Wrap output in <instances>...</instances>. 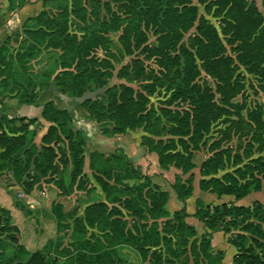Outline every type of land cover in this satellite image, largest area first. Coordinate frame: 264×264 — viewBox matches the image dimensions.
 Wrapping results in <instances>:
<instances>
[{"label": "trees", "instance_id": "1", "mask_svg": "<svg viewBox=\"0 0 264 264\" xmlns=\"http://www.w3.org/2000/svg\"><path fill=\"white\" fill-rule=\"evenodd\" d=\"M6 1L13 9L27 0ZM49 1L41 0L40 13L22 24L25 51L11 45L17 30L0 44V96H15L23 84L19 62L29 60L38 48L59 49L62 70L54 86L82 99L85 116L103 135L143 128L141 145L157 154L160 168L174 167L190 176L175 175L172 189L182 206L170 212V192L149 174L142 171L138 177L145 182L129 186L113 169L105 170V178L99 175L98 180L106 200L89 203L76 220L83 230H75L74 250L61 249L60 240L28 249L11 209L0 206V264H223L225 251L213 246L216 232H223L235 247L234 264H264V204L237 203L252 192L264 193V103L250 108L235 101L247 88L244 72L254 78L250 87L264 96V14L256 1L94 0L91 12L84 0H62L56 10L46 8ZM102 8L106 13L101 18ZM76 24L79 29L72 30ZM111 32H120L126 54L139 51L155 65L135 57L115 69L110 60L114 55H98L101 48L109 50ZM114 76L126 82L110 84ZM24 85L17 95L20 104L42 106L50 125L40 147L33 125L37 118L10 116L8 106H0V174H12L27 185V193L42 179L55 180L66 194L85 190L92 184L85 171V132L75 128L70 109L52 98L40 101V81L30 77ZM95 89H104L103 101L86 97ZM161 89L169 97L158 106L151 97ZM201 149L209 155L201 164L199 188L218 197L233 195L235 201L212 204L197 198L190 213L194 158ZM118 151L113 161L132 166L124 149ZM99 152L104 153L92 151L90 168ZM191 217L202 223L200 236ZM66 227L58 220V233Z\"/></svg>", "mask_w": 264, "mask_h": 264}, {"label": "rangeland", "instance_id": "2", "mask_svg": "<svg viewBox=\"0 0 264 264\" xmlns=\"http://www.w3.org/2000/svg\"><path fill=\"white\" fill-rule=\"evenodd\" d=\"M26 1V0H25ZM104 0H102L103 3ZM258 7L264 14V7L262 5V0H255ZM197 3V1L195 0ZM5 3V6H2L1 4ZM84 3H86L87 7L89 8V12H91V7L97 5V3L94 0H84ZM59 4H63L62 0H51L48 2L47 7L48 9L56 10V6ZM19 8L18 5H15V8L10 9L9 4L6 0H0V17H7V18H14L18 17L17 9ZM43 9L41 7L40 11ZM200 10L202 13H205L213 22L218 25V21L215 17H213L210 13L205 12L204 7L200 5ZM105 10L102 8L100 10V16L101 18L105 15ZM91 17V15H89ZM91 20H93L91 18ZM34 23H30L26 27H32ZM80 25L76 24L71 29H79ZM17 29V28H16ZM22 26L17 29L16 32H12L11 35V45L12 47H15L16 49H21L22 51H25V47L28 46V43L24 39V30ZM119 33L120 32H111L110 33V48L108 51L105 49H99L98 55L100 57H104L107 55H114L111 56V63L113 64V67L115 69L121 68L124 64L130 63L135 57H140L145 61L146 65L153 66L155 65L153 59H148L145 57L144 54H140L139 51H136L132 55L126 54L119 42ZM105 36H107L105 34ZM189 33L187 34L185 41L188 42ZM155 40V36L150 34V41L153 42ZM62 51L59 49H52L48 48L47 50L45 48L40 49L38 48L34 55L27 60L24 63L19 62V67L21 69V75L23 76L21 81L23 84L19 88H17L14 93L15 96H0V106H8V113L10 112V107L14 106V113L16 114L18 112L17 109L21 112V114L25 115L28 114L29 110H33V113L37 115V119H35V123L33 124L36 130V136H35V143L36 145L42 146V137L47 131L50 123L46 121L45 118L42 117V106L40 108H36L34 105V108H32L30 105H21L17 95L18 92L22 91V88L25 87L24 84L27 83V81L30 79V77H33L37 81H40V85L37 87L39 91H41V95L44 96L42 99L40 98V101L45 100L46 98L53 97L60 107L68 108L71 110L73 116L75 117L74 120V126L77 130H82V124L79 123L80 120L84 118L94 122L91 118H87L85 115H87L86 110H84L80 98H74L70 97V100L66 101L63 97L60 95V90L57 88L55 89V82H56V76L60 73L62 70L61 59ZM244 74L247 77V88L244 92V94L239 95L235 101L237 102H246L247 107H254L257 103H264V96L262 93H256L255 89L250 87L249 81L253 80V76L248 74L247 72H244ZM44 75V76H43ZM110 84L114 83H120V82H126V80L118 78L117 76H114L112 79L109 80ZM209 82L211 85H214V80L209 79ZM42 83H49L48 86L45 88L42 87ZM134 87H138L139 83L134 82L132 83ZM45 91V92H44ZM47 92V93H46ZM46 93V94H45ZM44 94V95H43ZM65 95V94H64ZM104 95V89H95L94 91H91L86 94V97L91 98H98L99 100L103 101ZM169 94L166 93L164 89H161L160 91H157L151 99L155 105H160L163 101L168 99ZM69 97V96H68ZM22 106V107H21ZM21 107V108H20ZM18 114V113H17ZM16 114V115H17ZM14 115V116H16ZM97 128V129H96ZM97 132V134H96ZM91 135L85 134V137L87 138V144L85 147V153H86V164H85V171L88 172V174L91 176L92 184L86 186L85 190H75L74 192L70 194H66L65 188H60L59 185L56 183V181H48L47 179H42L41 181L35 183L33 186V189L31 192L27 193L26 188L27 185L23 184L21 181H18L12 174L6 173L5 176L2 177L0 180V188L3 190V192H10V193H0V206H4L6 204L9 206V209H11L12 216L14 222L19 226L20 228V239L21 242L30 250H37V249H43L44 246L50 241V240H60L61 241V249L64 248L66 250H74L76 247V241L77 237L79 236L78 233L75 232L77 229H81L76 224V220H80L84 216L85 208L89 203L97 202V201H103L106 200V192L102 189L101 185L99 184L98 176L103 175L102 177L105 178L104 171L107 169H113V173L115 176L121 179V182L123 184L134 186L138 182H145V178H139L138 175L143 174L144 169L140 164H138L139 161H136L138 156L143 154V151L136 152L135 158H131L128 154L129 161H132V166L126 167L125 164L122 166L117 165L113 160L114 157L112 155L120 153L118 150L123 149L122 147H117V142H113L112 144H104L101 143L100 139H103L104 137H112V136H105L101 133L99 126L94 122V124L91 127V130L89 132ZM93 134V135H92ZM145 134V131L143 128H138L135 130H130L127 133H124L122 135H127L128 138L133 137V142L135 144H138L140 141L141 145V136ZM120 135V134H118ZM91 140L88 142V140ZM129 140V139H128ZM132 142V141H131ZM104 144V145H103ZM92 145H96L99 151L103 152V154L100 153L99 155H96L93 161L96 162L95 165H93V168H90V156L92 154V151L95 149L92 148ZM114 152V153H112ZM156 154V153H155ZM124 155V154H121ZM209 155L208 151L206 149H201L200 151L196 152L194 161L196 163V167L193 169L194 172V187L196 188L195 193H204L203 199L207 200V195H213L215 198L217 195L215 194H209L208 192H204L199 188V180L201 179L200 174V168L201 164L204 159L207 158ZM116 156V155H114ZM107 160H111L112 163L108 162ZM125 160V158H123ZM116 161V160H115ZM141 161V159H140ZM152 163H150V166H152ZM140 166L142 169H140ZM127 170V171H126ZM179 174L184 178L187 179L190 176V173L188 174H182V171L179 170ZM146 173V172H144ZM147 174V173H146ZM4 175V174H3ZM144 175V174H143ZM60 177V175H59ZM175 180V175L172 178V182ZM113 182V181H111ZM170 193H174V190L172 189V184L165 183L164 185ZM0 189V190H1ZM226 197H230L229 201H235L233 195H226ZM232 199V200H231ZM259 200L264 204V193L263 192H252L247 197L237 201V203H243V204H252L254 201ZM61 205L63 206V209L59 212L56 211L55 206ZM175 202L173 199L169 200L168 203V209L170 212H173L176 210ZM195 209V203L193 204V207L190 210ZM130 219V217H128ZM58 220L63 221L65 223L66 230L63 232L58 233L57 232V222ZM191 223H195L198 231V235L200 236L203 232L202 229V223L195 217H191L188 219ZM83 230V229H81ZM89 231H92V229H88ZM214 245L217 248H222L225 243H227L223 232L217 233L214 236ZM232 249L235 250L234 247ZM52 251H55L54 245L52 246ZM226 260L224 261V264H228L229 260L231 261V255L230 252L227 253ZM132 259L136 260V257L132 255Z\"/></svg>", "mask_w": 264, "mask_h": 264}, {"label": "crops", "instance_id": "3", "mask_svg": "<svg viewBox=\"0 0 264 264\" xmlns=\"http://www.w3.org/2000/svg\"><path fill=\"white\" fill-rule=\"evenodd\" d=\"M1 5L5 6L6 4L3 3ZM41 7H42L41 0H27L22 6H20L16 10L17 13H18V17L7 18V17L1 16L0 17V44L2 43V41L7 36H9L12 32L16 31L18 29V26L21 27L22 24L24 23V21H26L30 17H34V16L38 15L40 13ZM55 89H56V87H55ZM60 95H61V93H60ZM51 98L54 99L53 97H51ZM47 99H50V98H46V100ZM64 99H66V101H68V100H70V97L66 96ZM30 106L32 108H34V105H30ZM35 107L36 108H40V106H35ZM13 108H14V106L10 107V112H9L10 116H14L17 113H18L17 115H23V114H21L19 109H17L18 112L15 114L14 113L15 110ZM28 112L29 113L25 114L24 116L37 117V115L33 113V110H29ZM79 123L82 124L81 129L85 132V134L91 135V134H89V132H90L91 127L94 124V122H92V121H90V120H88V119L83 117V119L80 120ZM96 134H97V132H96ZM127 137H128L127 135L125 136V135L120 134V135H116V136H112V137H104L103 139H100V141H101V143H104L106 145L107 144H112L113 142H117V147H122L124 149V151L133 159L135 158V155H136V153H134V151H136L138 153H139L140 150L143 151V154L138 156L139 159L137 158L136 161H139L138 164H140L142 166V168L144 169V172H146L147 174H149L151 176V178H152V180L154 182H156L159 185H161L163 189L169 190V189H167L164 186L165 183L168 182L169 184L170 183L172 184L173 183L172 182V178L174 177V175H176L180 171L178 169L174 168V167H171L169 170L161 169L160 166H159V163H158L157 154L148 152L142 145H140V141H139L138 144H135L136 142L135 143L133 142V137L128 138L129 140L126 139ZM89 141H91V140L89 139L88 142ZM92 148L95 149V150H98L96 145H92ZM103 152H105V151H103ZM140 159H141V161H140ZM151 162H153L152 166H150ZM5 175L6 174H4V175L0 174V180ZM4 192H3L2 189L0 190V193H4ZM195 192H196V188L194 189L193 195L190 198L187 199V207H188V211L190 213H193L195 211V209L193 211L190 210V209L193 207L194 203H195V208H196V199L197 198H201L204 202L212 203V204H216V203H220V202H224V201L230 200V197H226V196L218 197L217 196L215 198L213 195H207V200H204L202 198L204 193L202 194V193H195ZM5 193H10V192L8 191V192H5ZM208 193L210 194V192H208ZM211 194H214V193H211ZM171 199H173L174 202H175V205L178 206V207H176V209H178V208H180L182 206V202H180L177 199L176 193H170V200ZM4 206H6V204H4ZM7 207L9 208V206H7ZM217 233H220V232L214 233V236ZM224 237L226 239L225 235H224ZM226 241H227V239H226ZM213 246L216 249H223L225 251V258L223 260V264H224V261L227 258L226 256H227L228 252H230V255H231V261L229 260L228 264H234L233 263V256H234V254L236 252V249L235 250L232 249V247H234V246L230 245L227 242V243L224 244V246L222 248H217L214 245V241H213Z\"/></svg>", "mask_w": 264, "mask_h": 264}, {"label": "water", "instance_id": "4", "mask_svg": "<svg viewBox=\"0 0 264 264\" xmlns=\"http://www.w3.org/2000/svg\"><path fill=\"white\" fill-rule=\"evenodd\" d=\"M61 96H62L63 98H65L67 95H64L63 93H61Z\"/></svg>", "mask_w": 264, "mask_h": 264}, {"label": "flooded vegetation", "instance_id": "5", "mask_svg": "<svg viewBox=\"0 0 264 264\" xmlns=\"http://www.w3.org/2000/svg\"><path fill=\"white\" fill-rule=\"evenodd\" d=\"M23 105H25V104H23Z\"/></svg>", "mask_w": 264, "mask_h": 264}]
</instances>
